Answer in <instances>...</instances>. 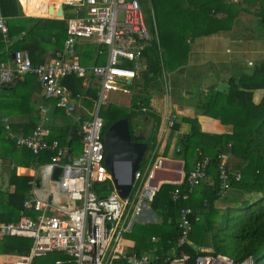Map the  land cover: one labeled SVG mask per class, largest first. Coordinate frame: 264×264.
Returning <instances> with one entry per match:
<instances>
[{"label": "trees", "instance_id": "1", "mask_svg": "<svg viewBox=\"0 0 264 264\" xmlns=\"http://www.w3.org/2000/svg\"><path fill=\"white\" fill-rule=\"evenodd\" d=\"M150 3L157 36L143 50L145 68L132 81V85L135 83L140 93L132 94L129 106L124 107L122 113L115 112L111 107L107 108L106 114L105 110L101 114L99 110L104 120V132L118 117L129 118L135 114L143 117L152 114L153 127L156 125V129L160 130L161 115L146 112V109L150 106V101H153V94L155 95L159 89L163 72L177 69L187 63L190 44L196 38L240 28L242 21L247 24L255 21L262 30L261 35L264 36V0H150ZM11 19L13 18L6 20L8 38L4 39L0 33V49L5 47L7 51L2 52L1 57L5 53L7 55L8 52L19 49H29L31 56V49L47 51L44 43L51 40L44 37L43 29L54 32V40L51 42L55 48L53 47L52 51L57 53L63 51L66 29L64 24L61 25L62 19L32 16H20L17 18L18 22ZM144 20L146 22L145 17ZM148 27L152 30L153 25L150 24ZM21 32L23 33L21 39L13 41L12 37ZM37 37L39 38L36 39ZM6 42L11 43V46L6 45ZM76 52H78L77 45ZM80 56L82 64L91 62L89 59L84 61L83 55ZM95 63L99 62L96 60ZM82 80V77L70 74L62 77L60 83L69 90L79 105L92 112V107L97 100L98 88L91 81L87 85H82ZM225 83L227 85L225 90H220L216 86L209 91H204V97L198 101L194 116L183 118V121L190 125L189 131L179 137L175 135L180 128L176 114L172 127L167 130L169 132L167 142L160 146L163 152L156 151V156H167L171 145L177 143L175 156L182 160L184 174L193 168L197 159L202 156L210 158L207 167L210 188L205 201L196 208L190 202L188 203V200L172 201L170 192L176 186L181 187L183 191L186 190L185 178L181 185L162 183L149 204L158 214L159 221L146 224L135 223L132 231L126 234V238L132 240V248L138 253L156 247V254L160 256L156 261L158 264H162L165 254L180 240L182 229L177 222L178 213L188 204L192 209L190 215L192 229L189 234L190 239L182 249L190 257L198 252H206L213 255L227 254L240 261L252 255L256 258L257 264H264V95L258 102L253 100L255 91L264 90V60L251 67L249 72L228 78ZM123 93L128 94L130 91ZM47 100L52 101L55 113L58 115L65 113L62 108L55 106L53 99ZM200 115L217 119L221 124L230 125L231 130L222 133L202 130L198 122ZM87 116L84 113V117ZM72 124L76 128L70 136ZM32 125L35 126V123ZM49 127L47 136L49 141L56 139L60 146L71 149L76 152L75 155L79 154L81 136L74 121L67 123L66 120L60 128ZM2 128L0 129L1 142L7 141L3 137ZM174 140L175 142L172 143ZM155 147L156 143H153L151 150ZM45 155L49 160L54 152L45 150ZM220 155L226 160L223 168L228 185L226 190L220 187L221 180L218 173ZM37 158L41 160V156ZM13 180L18 183L22 178L16 176ZM23 181L25 182L26 179ZM233 193L237 195L234 199H230L234 196ZM219 195L227 199L228 203L234 201L239 202V205L218 209L213 202L219 198ZM15 217L14 214H9L7 217L0 216V222H8ZM196 217L198 220H195ZM152 237L155 238L154 242L151 241ZM10 240L8 238L7 242L0 247L1 251L28 252L30 243L27 240ZM197 246L207 250H198ZM1 262L0 258V264ZM189 263L193 264L192 260Z\"/></svg>", "mask_w": 264, "mask_h": 264}, {"label": "built area", "instance_id": "2", "mask_svg": "<svg viewBox=\"0 0 264 264\" xmlns=\"http://www.w3.org/2000/svg\"><path fill=\"white\" fill-rule=\"evenodd\" d=\"M63 5L72 6L75 14L65 19L66 38L63 52L39 63H33L26 49L12 52V68L0 60V90L17 76L35 74L45 98L53 99L55 106L62 108L78 124L81 151L75 156L67 157L58 140L47 139L49 130L41 122L26 136L14 137L9 131L7 120L3 121L4 137H14L16 145L26 146L37 154L45 150L53 151L52 165L58 164L60 158H66L60 163V175L51 188L54 198L52 203L41 198L25 201V206L40 211L41 215L33 218L22 214L16 222L0 223V234L33 238L30 253L21 256L12 264H29L34 256L49 251L65 253L69 258H65L63 262L70 264H158L156 261L159 255H139L130 249L125 234L130 231L142 207L153 199L157 187L152 181L155 170L158 169L156 160L160 156H156V149L151 151L144 169L139 166L135 171L127 196L121 197L110 169L104 162V120L99 114L100 107L107 102V92H128V86L145 67L142 53L157 36L156 26L153 24L152 30L147 27L139 0H60L55 10L58 11L62 6L61 19L65 18ZM49 6L51 5L45 9V15L58 18L55 14H49ZM0 33L4 39L8 38V26L1 11ZM85 40L97 45V55L105 57L104 63L90 66L80 63L76 45ZM70 74L82 77L84 85L89 83V77L97 81V103L89 119L81 117L74 98L60 83L62 77ZM41 111L43 120L44 110ZM175 116L176 113L167 111L164 116L167 127H172ZM145 156L146 153L140 165ZM209 163L210 158L202 156L197 159L192 169L186 174L182 173L180 181L175 184L181 185L185 178L187 188L183 191L176 186L171 192L173 201L187 199L192 188L207 178ZM225 163V158L220 155L218 173L223 190L228 187L223 170ZM119 165L120 162H116L115 169L122 177L123 174L118 170ZM60 196L66 203L58 202ZM189 213L188 207L180 210L178 224L184 232L190 227ZM184 237L182 234L181 242ZM189 259L188 254L180 251L167 257L162 264H189ZM194 264L257 263L252 257L237 261L226 255L197 254Z\"/></svg>", "mask_w": 264, "mask_h": 264}, {"label": "crops", "instance_id": "3", "mask_svg": "<svg viewBox=\"0 0 264 264\" xmlns=\"http://www.w3.org/2000/svg\"><path fill=\"white\" fill-rule=\"evenodd\" d=\"M19 2L21 4V7L17 12H13L11 15L6 16L1 11L3 16L5 17V20L13 18L11 20H13L14 22H18L17 18H19L20 16H32V17H43V18H53L54 19V17H50V16L45 15V9L48 5H51L52 8H51V12H49V13L55 14V11H56L55 8L58 7L60 0H19ZM0 10H1V6H0ZM56 19H61V18L58 17ZM65 27H66V24H65ZM43 33H44V37L49 39V41L54 40V37H53L54 32H52V30L43 29ZM22 34L23 33L21 32L17 35H14V36H19V37L13 39V37H14L13 36L12 40L13 41L20 40L22 37ZM212 35H214V34H212ZM203 37H207V36H203ZM38 38L39 37H37L36 39H38ZM198 38H196V39H198ZM51 41L44 43V47L47 48V51H45V52H42L41 50L31 49V51H32L31 57H33L32 59H34L33 61L35 63L42 62V61L51 59V58L56 56L55 54L57 53V51L56 52L52 51L54 44ZM194 42H198V40H196V41L194 40L191 43V45L194 44ZM82 44H83V47L86 48V50L83 54L84 61L88 60V59H89V61H91V62H89L87 64H83V65H86V66L93 65V64H95L96 60L99 63H104L105 57L104 56H98L96 54L97 53L96 52L97 45L95 43H92L88 40H85V41H81L80 43H78L77 46H80ZM197 44H199V43H197ZM6 45L11 46V43L6 42ZM190 48H192V47H190ZM19 50H22V49H19ZM63 50H64V47H63ZM197 50L199 52V49H197ZM27 51L30 53L29 49ZM2 52H7L5 50V47H2L0 49V57H1ZM11 53L12 52H10V53L8 52L7 55L5 53L3 55L4 57L2 56L4 59L2 60V57H1V60L4 63H6L9 67L12 68L14 65H13ZM189 53H190V51H189ZM192 53L194 54V51H192L189 54L187 62H188V60L193 61ZM77 54H78V52H77ZM78 57H79V61H80L81 56L79 54H78ZM80 63H81V61H80ZM138 76H139V74H138ZM89 78H90L89 81H91L92 83H95L97 85L96 79H92V77H89ZM82 85H84V79L82 80ZM257 91H261V90H257ZM155 95L153 94V97H154L153 101L152 100L150 101L151 107H153V105H154L153 102L155 100ZM195 99H196L195 97L192 98L191 96L188 99H184V97H181L180 99L176 98L174 101H171V99H168V100H166V102H164L163 106H164V109L168 108V105L170 102L172 104L171 106H174V107L178 106L179 108H181V110L185 113V115H187V112L190 111L191 113L189 114V116L187 115V117H192V116H194L195 108L197 107V103L199 101V100H195ZM184 100H186V101H184ZM73 101H74V104L76 105L77 111L82 115L81 117L83 119L91 118L92 114L94 113L97 100H96L95 106L92 107V110H93L92 112H90L85 107L79 105L77 100L73 99ZM52 104H53L52 101H48L45 98L42 87H41V85H40L35 74L26 73V74H23L21 76H17L15 78H13L10 82H8V84L4 85L2 87V89L0 90V129L3 127L2 128L3 137L5 135V131H4L5 122H3L4 120H7L6 123L10 127L9 131L14 135V137H24L27 134H29L31 131V128L34 127L32 125L33 123H35V125H36V124L41 122L50 131L49 126H55V127L60 128V126H62L66 120H67V123H71L72 121H74L72 118L70 120L69 115H68L69 117L65 116L64 114H66V113H64L63 115L59 114L60 116L58 115V113H55V108ZM150 106H148V107H150ZM42 109L44 110V119L43 120L41 119V113H42L41 110ZM168 110H170V109L168 108ZM174 110H176V109H174ZM182 111L178 112V110H177V111H173V112L181 116L182 114H184ZM84 113H86L88 116L84 117ZM162 115L163 114H161V116H160L161 117L160 122H162ZM203 117H204L205 121H201V123H200L202 126V130L217 131L220 133L227 132V131L231 130L230 125L221 124L220 121H218L217 119H211V118L204 116V115H203ZM207 119L209 121H206ZM177 122H179V119L177 120ZM179 123H180V128L178 130L181 131L182 134L185 132H188L187 130L189 129L190 125L188 126L187 124H184L183 122H179ZM75 124L78 126V124L76 122H75ZM182 124L185 125L184 130L181 129ZM71 126H70V129H71ZM73 126H74V130H75L76 127H75V125H73ZM74 130H73V132H74ZM78 133H79V131H78ZM168 134H169L168 131H166L164 128L162 131L161 127H160V130H158V134H157V138H156V141H158L160 143L159 144L160 146L166 144ZM69 135H70V131H69ZM175 135L177 137H179L178 132H176ZM14 137L11 139H7L6 137H4L5 139H7V141H5V140L3 142L0 141V216L7 217V215H9V214H14L16 216L14 219L9 220L8 222L18 221V219L20 218V216L22 214L33 217V218L39 217L41 215L40 211L35 210L31 207L25 206L24 202L25 201H32L35 198H41L44 201L46 200L47 202L52 203L51 200H53L54 198L52 197V194H51V188H52V185H54L55 180L58 178L60 171H61V166H60L59 161H58V164L52 165V163L50 162V159L49 160L46 159L45 151H41L37 154V153H34L31 149H29L26 146H18L14 142ZM158 139L161 141H159ZM175 140H176V138H175ZM175 140L172 141V143H174ZM156 141H154L153 143H156ZM149 147H150V144H148V148ZM4 149H7V151H4ZM64 150L66 152L67 157L68 156H75V154H76V152H73L71 149H69L65 146H64ZM39 156H41V160H39L37 158ZM175 164H176L175 161L165 159L162 163L163 168L155 170L154 179H153L152 183L154 185H157V190L159 189V187L162 183H168V182H162L163 181L162 179L168 177L167 174L174 175L173 177H175V175L177 174L180 176V179H181L182 173H180V169L178 168V166L175 167ZM56 167L60 168V171L56 175L57 178L54 177V171H55ZM16 176L18 178H22V180L18 181V183H17V181L13 180V177H16ZM24 179H26L25 182L23 181ZM180 179L178 181H174L172 183L173 184L178 183L180 181ZM159 180H161V181H159ZM167 180L172 181L171 178H168ZM209 181L207 178L202 180L199 185L194 186L192 188L191 193L189 194L188 198L185 199L186 201L188 200V203L190 202L191 205L194 206V208L198 207L203 201H205L206 195H209V193H208L209 188H210V186H209L210 182ZM205 191L207 194L204 193ZM171 192H172V190H171ZM171 192H170V197H171ZM171 199H172V197H171ZM224 201H225L224 197L219 195V198L214 200L213 203H214V206L216 208L224 209L226 207V204H225L226 202H224ZM58 202L60 204L66 203V200L62 196H60ZM174 202H176V201H174ZM149 204L142 207V210H141V212L143 211L142 216L141 217L139 216L138 217L139 219L138 218L134 219L129 232L132 231L134 224L137 223L136 221H140L141 224L159 221L160 218H159L158 214L152 210V208L150 207ZM189 205L190 204L186 205V207H183V208L188 207L190 209V213L188 214V221H189L190 227L185 232H184V230H182V234L185 236L184 240L182 242L179 240L168 251V253L165 254V257H164L162 263H164V260L167 257H170L173 254H177L180 251H184L182 248L184 247L186 242H188L190 239L189 234H190V231L192 229V223L190 220V215L192 213V209ZM157 218H159V219L157 220ZM149 219H152V220H149ZM179 220H180V211L178 213L177 222H179ZM195 220H198V217H196ZM0 223H4V222H0ZM196 232L199 233L198 231H196ZM200 234H204V233L200 232ZM205 235L208 236V234H205ZM125 237H126V234H125ZM8 238H10L11 240H27L30 243L29 248H28V252L27 253H18V252H13V251L4 252V251H1V249H0V258L2 259L1 264H12L15 260L19 259L21 256L29 254L31 251V248L33 246V238H31V237L18 236V235H1L0 234V247L3 246L7 242ZM125 240H127L130 243V249H133L132 248V242H131L132 240L128 239V237L125 238ZM151 241L154 242V240L152 238H151ZM207 241L209 242V239H207ZM198 250H204L205 251V250H207V248L198 247ZM52 253L56 255L55 260L53 261V264H70V263L63 262V260L65 258H69V256L66 255L65 253L58 252V251H49V252L42 253L40 255H36L31 259L29 264H43L41 262H37L36 259L40 258L42 256L52 254ZM136 253L139 255L148 254L150 257H153L154 255H156V247H154L148 251L142 252V253H138V252H136ZM185 253L188 254L187 252H185ZM197 254H207V253L206 252H198L193 257H190V255L188 254L190 257L189 262H190V260H192V262L194 264V258ZM211 255H213V254H211ZM218 255L229 256L227 254H218ZM229 257H231V256H229ZM246 257H252L257 263V260L254 256L248 255ZM231 258H233V257H231ZM58 260H61L62 262L56 263V261H58ZM71 264H76V263L72 262Z\"/></svg>", "mask_w": 264, "mask_h": 264}, {"label": "rangeland", "instance_id": "4", "mask_svg": "<svg viewBox=\"0 0 264 264\" xmlns=\"http://www.w3.org/2000/svg\"><path fill=\"white\" fill-rule=\"evenodd\" d=\"M139 3L143 16L146 19L145 23L147 27L150 24L153 25L154 16L151 14L152 6L150 0H139ZM0 6H1L0 11H2L4 15L8 16L11 15L13 12H17L20 9L21 4L19 0H0ZM63 10L65 12V18H62L64 23L61 21V25L64 24L65 26L66 17L73 16L75 14L72 12V6L63 5ZM49 14L52 15V13ZM240 26L241 27L237 29H231L230 31H226V32H219L207 37L201 36L198 39H195V41L198 40V42H194V44L192 45L190 44V47L192 48H190L189 50L190 53L194 51V54L192 53L193 61L188 60V62L182 67H179L177 69H169L163 72L162 78L160 79V83H159V89L155 95V100L153 102L154 105L153 107L150 106L148 107V109H146V112L154 113L155 115L160 116L161 114H163L162 122L160 123L162 131L163 128L166 131L170 129V127L166 126L167 123L165 121V118L163 117L166 115L168 108L170 109V111L172 110L173 111L178 110V112L182 111L181 108H179L178 106L175 107L171 106L172 104L170 102H169L170 106L168 105V108L164 109L163 105L164 102H166V100L171 99V101H174L176 98L180 99L181 97H184V99H188L190 98V96L192 98L195 97L196 98L195 100H201L204 97V91L206 90L209 91L216 86L220 90L227 89V85L225 82L228 78L237 77L241 75L243 72H249L251 70V67L264 60V36L261 35L262 30L259 29L258 24L255 21H252L251 24H247V22L242 21V23H240ZM197 49H199V52ZM77 50L79 52V55H83L86 48L83 47L82 44L80 46H77ZM128 88L130 91V93L128 94H125L121 91L107 92V103L100 107V114L101 112H104V110L106 114L108 112L107 110L108 107L114 109L115 112L122 113L123 112L122 109L124 107L129 106L130 97L132 96V94L140 93L139 91H137L135 87V83L134 85L128 86ZM263 95H264V90L255 91L253 100L255 102H258ZM190 113L191 112L188 111L187 115L189 116ZM187 115H185V113L182 114L181 116L177 114V119H179V122H183L184 124H187L189 126L188 122L183 121V118L187 117ZM148 117L150 120H152V114L148 115ZM201 121H205V120L204 117L200 115L198 117V122L201 123ZM206 121L209 120L207 119ZM181 129L184 130L185 125L182 124ZM189 129L187 131H189ZM177 132L179 133V136L182 135L181 131L178 130ZM148 134L150 135L148 137L149 139L147 140V143L150 144V147L148 148V151L146 152V156L140 165L141 169L144 168L145 161L147 160L149 154L153 150V149L151 150V146L153 145V142L156 141L158 134V128L156 129V125L151 129V131ZM159 144L160 143L156 141L155 149L156 151H159V153H162L163 149L160 148ZM177 147H178L177 143L171 145L170 149H168L169 150L168 155L164 156V158L174 161L180 160L178 157L175 156V154L177 153L176 152ZM177 166L178 164L176 163L175 167ZM157 167L158 169L163 168L162 162H159ZM167 175L168 177L164 178V180L166 181H169L167 180L168 178H171L172 181H177L180 179V176L178 179L176 178L178 176L177 174L175 175V177H173L174 175H170V174ZM232 195L234 196L231 198L229 197L230 199H234L237 193H233ZM224 202H226L225 203L226 206L239 205V202H234V201L233 203H228L227 199H225ZM142 214L143 211L140 213L139 216L141 217ZM158 219L159 218H157V220ZM136 222L141 223L140 221H136ZM151 223H156V222H151ZM198 247L199 246H197V248ZM55 256L56 255L52 253L37 258L36 261L41 262L43 264H53V261L55 260Z\"/></svg>", "mask_w": 264, "mask_h": 264}, {"label": "water", "instance_id": "5", "mask_svg": "<svg viewBox=\"0 0 264 264\" xmlns=\"http://www.w3.org/2000/svg\"><path fill=\"white\" fill-rule=\"evenodd\" d=\"M51 8L52 7L49 6L48 12H51ZM62 14V6H60L58 8V11H55V15L60 17L62 16ZM18 37L19 36H14L13 39ZM11 56L13 57V53H11ZM127 82L129 83V80ZM73 130L74 126L72 125L70 129V135L73 133ZM141 139L142 138L137 136L131 137L129 132L128 119L126 117L117 119L116 121L111 123L104 132L103 140L106 150L104 162L110 169L116 185V189L121 197L127 196L134 181V173L139 168L140 162L143 159L146 151L148 150V143L145 141H141ZM165 159L166 158L164 157L158 158L156 160L157 165L159 162L163 163ZM62 160L63 158L60 159V161ZM116 162H120V164H122L123 166V171L121 170V173L123 174L122 177L115 169ZM175 162L178 164L180 173H183V162L180 160ZM59 171L60 168L56 167L54 171V177H56ZM176 178L178 179L179 175ZM162 180V182H174H169L164 179Z\"/></svg>", "mask_w": 264, "mask_h": 264}, {"label": "flooded vegetation", "instance_id": "6", "mask_svg": "<svg viewBox=\"0 0 264 264\" xmlns=\"http://www.w3.org/2000/svg\"><path fill=\"white\" fill-rule=\"evenodd\" d=\"M120 118H124V117H120ZM120 118L118 117L117 119ZM117 119H115L114 121H116ZM127 119H128V126L131 137L137 136L142 138L141 141L147 142V140L149 139L148 137L150 135L148 133L153 128V121L150 120L148 117H143L140 114H135L134 116H130V118Z\"/></svg>", "mask_w": 264, "mask_h": 264}, {"label": "bare ground", "instance_id": "7", "mask_svg": "<svg viewBox=\"0 0 264 264\" xmlns=\"http://www.w3.org/2000/svg\"><path fill=\"white\" fill-rule=\"evenodd\" d=\"M118 170L119 171H121V170H123V166H122V164H120L119 166H118ZM6 259V258H5ZM14 260V259H13ZM10 261V260H9ZM9 263V262H8Z\"/></svg>", "mask_w": 264, "mask_h": 264}, {"label": "clouds", "instance_id": "8", "mask_svg": "<svg viewBox=\"0 0 264 264\" xmlns=\"http://www.w3.org/2000/svg\"><path fill=\"white\" fill-rule=\"evenodd\" d=\"M48 135H49V134H48ZM53 140H56V139H53ZM51 141H52V140H51ZM161 157H162V156H161ZM62 158H63V160H64L65 157H62ZM60 159H61V158H60ZM60 159H59V162L61 163L63 160L60 161ZM50 162H51V159H50ZM59 175H60V174H59ZM208 255H210V254H208ZM242 260H243V259H242ZM237 261H238V260H237Z\"/></svg>", "mask_w": 264, "mask_h": 264}]
</instances>
